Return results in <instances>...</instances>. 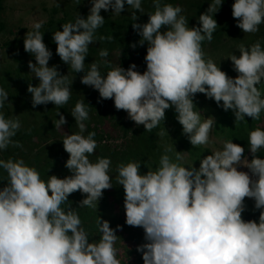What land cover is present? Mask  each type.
Returning <instances> with one entry per match:
<instances>
[{
  "label": "clouds",
  "instance_id": "clouds-1",
  "mask_svg": "<svg viewBox=\"0 0 264 264\" xmlns=\"http://www.w3.org/2000/svg\"><path fill=\"white\" fill-rule=\"evenodd\" d=\"M151 4L153 10L146 11L142 0H91L86 17L77 13L74 21L52 32L56 54L74 73H83L82 84L98 91L100 99H112L117 110H124L148 133L161 125L165 110L172 107L190 144L207 149L215 120L202 115L194 103L197 93L231 110L235 124L246 122V116L260 120L264 41L240 43L239 55L226 56L237 73L230 77L202 49V42L210 43L218 27L213 14L222 0H209L197 17L198 26L191 27L180 5L165 0H151ZM125 5L140 37L137 43L147 45L145 70H136L135 63L127 68L113 64L107 59V49L99 50V60L86 64L90 44L112 39L96 35L105 22L101 10L121 15ZM133 9L147 12L148 20L137 23ZM231 9L243 33H257L264 24V0H233ZM44 23V19L33 20L23 36L25 52L35 59V63L28 62V68L39 81L29 84L27 91L34 108L49 102L55 106L59 119L53 124L63 133L60 140L68 153L65 167L71 175H48L44 180L24 159L0 158V169L6 173V183L0 188V264H122L118 257L123 252L116 246L121 238L109 222L97 216L98 239L90 240L79 214L70 206L68 197L79 191L86 195L78 206L97 210L103 190L113 185L112 162L108 157L90 159L98 144L95 132L85 135L89 109L84 98L70 112L79 131L67 133L62 128L67 121L59 108L70 100L74 76L49 66L52 52L43 40ZM137 43L130 46L135 48ZM8 97L0 87V152L10 145L22 147L13 140L21 129L20 120L6 117L3 111L6 103L12 107ZM173 148L165 147L158 165L154 169L147 165L146 172L140 171L139 160L116 165V184L124 190L125 223L144 230L146 242L136 248L143 264H264V157L257 155L264 149V128L248 131L250 160L245 147L232 139L200 155L199 167L186 162L183 151L175 149L169 155ZM238 165L249 171L238 170ZM246 197L259 210L258 221L242 218Z\"/></svg>",
  "mask_w": 264,
  "mask_h": 264
},
{
  "label": "rangeland",
  "instance_id": "rangeland-1",
  "mask_svg": "<svg viewBox=\"0 0 264 264\" xmlns=\"http://www.w3.org/2000/svg\"><path fill=\"white\" fill-rule=\"evenodd\" d=\"M165 2L173 5H180L184 10L183 15L188 17V24L190 27L193 25L198 26L197 17L200 13L205 12V9L197 10L195 7V5L205 2L203 0H165ZM90 7L91 0H80L78 4L77 0H4L1 18L5 23V30L1 33V41L13 42V40L16 39L17 41H15V43L23 45V41L19 39L23 38L27 30H30V25L33 20H45L41 29L42 32L46 28L45 24L50 22V35H46L47 37L43 36L44 43L52 52V56L48 62L49 66L56 65L57 68L62 67L61 70L63 74H67L70 78L74 76L71 83L72 94L70 99L75 98L78 101L84 98V100L98 104L102 102L98 91L90 86L82 84L80 82V77L83 73H74L68 68L67 64L61 61L60 57L56 54V44L52 39V32L55 30H62L61 25L63 23L74 21L77 13L86 17ZM142 7H144L146 11L153 10L151 0H142ZM225 8L224 10H219V16L221 17L220 19L223 20V23L226 21L224 19L226 16L230 18ZM132 11L136 12L138 17L137 23H144L148 20L147 12L140 13L138 10L134 9ZM100 14L105 18V22H113L115 25H123L125 27L133 23L130 19L131 12L128 10L127 6L122 10L121 15L112 14L111 9L107 12L102 9ZM216 14L217 13L213 14L214 19ZM230 15H232V9ZM228 22L230 23L231 21L228 19ZM262 28L264 30V24L259 26V31L257 33H243L238 26L235 28L236 30L222 29L221 34H218L216 37L213 35V39L210 43L208 41L202 42V49L205 53V57L211 58L217 64L219 63L221 70L228 76L235 77L237 73L233 69L232 62L227 59L226 56L232 52L239 55L236 48L240 43H252L257 39L264 41V32L261 31ZM124 31V28L117 32L107 29V27L104 28L103 26L97 29L96 35L98 37L111 36L112 39L98 40L90 44L85 63L87 64L91 63L93 60H99V50L107 49L109 52L107 59L112 61L113 64H119L117 56L127 45V54L130 61L137 65L140 72H143L146 68L144 57H137L130 46L133 43H137L140 37L135 30L129 28L125 32L127 33V37L124 38ZM127 40L128 44H125ZM123 42L124 46H122ZM146 47V44L140 46L138 43L136 46L138 51L142 54L146 53ZM30 60L35 63V59L30 53L24 54L20 51L16 53L11 45L0 47V75L9 74L11 77L15 76V79L18 78L17 80L22 76L26 79L27 85L32 84L35 86L39 81L30 73V69L28 68V62ZM259 87L261 88L262 94H264V83ZM25 97L26 98L20 99L9 98L12 107L9 103H6L3 109L6 117H16L21 122V129L17 131L16 136L13 138H18V142L22 146L19 148L24 150L31 149L32 155H34L38 148H42L41 159L44 162L47 156L50 157L53 153L50 146L57 141V146L61 149L60 158L50 173L60 178L71 175L70 171L65 167L68 153L64 150L62 141L60 140L63 137V133L55 129L53 124V121L59 119V116H54L50 107L46 108L44 105H37L35 108L29 109L30 111L33 110V113L25 115L23 110L27 104L26 102L29 100L28 96ZM105 101L109 108H114L115 111L107 110L104 113H100V106H86L89 109V119L85 121V124L87 123L92 128H96L97 132L103 135L102 140L95 138L98 147L95 149L93 155L110 158L112 164L109 175L113 185L111 188L103 190V196L98 201L97 210L87 206H78L79 201L86 195L81 194L79 191L72 193L68 199L71 202L70 206L75 208L79 214L86 231L90 229V240L98 239L96 219L97 216H99L107 220L110 227H112L121 238V240H118L116 246L123 252V256L118 257L122 260V264H143L141 253L138 252L136 248L138 245L146 242L144 239V230L142 227L129 226L125 223L123 203L124 190L122 185L116 184V165L121 161L139 160L141 161L140 171L146 172L147 165L153 169L158 165L159 158L161 154H163L165 147L174 145L173 152L169 153V155H173L175 149L177 151H183L186 162L191 163L193 161V166L199 167L198 158L200 155L203 157L204 155L210 154L211 149L220 148L223 140L232 139L234 143L239 144L240 135H248V131L256 127L263 128L264 113L261 114L260 120L251 119L252 123L250 127H248L245 122L235 124V117L231 110L225 111L221 107H218L214 100L206 98L202 93H197L194 97V103H196L198 109L201 110L203 116H212L215 120L214 127L210 132V140L212 143L205 149L204 146L193 147L190 144L189 140L182 133V126L175 119L176 113L172 107L166 110L165 119L161 125L154 128L151 133H148L144 130L143 125H136L134 121L130 120L124 110V113L121 115L115 108L112 99H105ZM68 106V114H66L65 118L67 122L69 120L71 121V128L69 127V129L67 124L63 125L62 128L67 133L77 132L79 129L75 124L74 117L70 114L74 104L70 103ZM120 119L130 125L131 130L126 135L118 124ZM24 131H32L33 134H35V137H33L34 139L29 138L27 140H20ZM161 131L165 132L163 136L159 135ZM51 140L52 142L49 143ZM12 148L13 146L10 145L8 149L0 152V158L7 159L10 156L8 153ZM92 156L90 157L91 160H93ZM14 157H19V153H15ZM39 166H43V163H40ZM185 166L187 167V165ZM0 170L4 171L3 169ZM238 170L249 171L242 165H238ZM45 177L48 178V175H45ZM0 179V188H2L4 186L2 181L6 180L5 172H3ZM244 203L246 207L242 215L246 212L258 210L254 208V201L252 199L246 197ZM64 207L65 206H63V208ZM117 225H120L119 229H117ZM91 226H93L92 229Z\"/></svg>",
  "mask_w": 264,
  "mask_h": 264
},
{
  "label": "trees",
  "instance_id": "trees-1",
  "mask_svg": "<svg viewBox=\"0 0 264 264\" xmlns=\"http://www.w3.org/2000/svg\"><path fill=\"white\" fill-rule=\"evenodd\" d=\"M172 1V0H171ZM205 2H203L202 4H198V5H195L196 9L197 10H202V9H207L208 7V3H209V0H203ZM3 2L4 0H0V47H7V46H13L14 48V51L17 53L18 51H20L21 53H24V54H29L27 52H25L24 50V47L23 45H19L17 43H15V41H17L16 39L13 40V42H4V41H1V33L4 32L5 30V23L3 22L2 18H1V13H2V10H3ZM233 3V0H222V5L220 6V9L221 10H224L227 9V14L229 15L230 18H228L227 16L224 18L226 21L223 23V20L220 19L221 17L219 16V11L217 12L216 14V22H217V25L218 27L216 28V30L213 32V35L216 37L218 34H221V30L222 29H229V30H233L237 27V24H236V19L230 15V12H231V5ZM127 5H125L126 7ZM219 9V10H220ZM199 12V11H198ZM225 15V14H224ZM214 16V15H213ZM228 19L229 21H231L230 23L228 22ZM50 22H47L45 24L46 28L45 30L43 31V36L44 37H47L46 35H50ZM104 28L107 27V29H110V30H115L118 32V30L120 29H123L124 28V33L129 29L132 28V24H129L127 26H123V25H115L113 22H104V24L102 25ZM236 30V29H235ZM262 32H264L263 28L261 30ZM127 37V33H125V36L124 38ZM21 41H23V38L19 39ZM125 44H128V40H127V43ZM15 46V47H14ZM122 46H124V42L122 43ZM133 50V52L136 54L137 57H144L145 54H142L141 52L138 51V49L135 47V48H131ZM18 59V58H16ZM117 59H118V62L120 63V65L124 68H127L129 66L130 63H132L128 57V54H127V45L126 47H124L118 54L117 56ZM62 67H58V71L63 74L62 70H61ZM136 70L139 71V68H137ZM17 74V73H16ZM18 76V75H17ZM18 79V78H17ZM15 79V76L11 77L9 76V74H5V75H0V87H3L6 92L9 94V97L10 99L14 98V99H20V98H26L25 96H28V101L26 102V106L24 108V114L25 115H28V113H33V110H29V109H33V105L31 103V94L27 91V83H26V79L22 76L19 77V80ZM77 102V100L75 98H71L67 104L63 105L62 107L59 108V112L60 113H63V115L66 117V114L68 109H69V106L68 104L70 103H73L75 105V103ZM85 104L86 106H100V110L99 112L100 113H104L106 112L107 110L109 111H115L114 108H109V106L107 105V102L105 101V99L102 100V102L98 103V104H95L94 102L92 101H87L85 100ZM6 105V104H5ZM51 105V106H50ZM44 107L48 108L50 107L51 111H52V114H54V116L58 117V115H55V111H56V108L55 106L49 102L48 104H45ZM44 108V109H46ZM118 112L122 115L124 113V111L122 110H118ZM166 112V110H165ZM169 114V113H168ZM246 119V125L248 127L251 126V123H252V120L249 118V117H245ZM68 128L70 127L71 128V121L69 120L68 122H66ZM120 128L123 130V133L126 135L130 130V125L124 121H122L121 119L119 120L118 122ZM87 128H86V134L87 132H95L96 133V136L94 137L95 138H98L100 140H102V137L103 135L100 134L99 132H97L96 128H92L91 126H89V124H87ZM69 128V129H70ZM264 128V127H263ZM35 134H33V132H29V131H24V133L21 135V139L20 140H27L29 138H33L35 137L34 136ZM109 137V136H108ZM34 139V138H33ZM13 140L15 141H19L18 138H13ZM58 142L55 141L51 146H50V149L52 150V155L50 157L47 156V158L45 159V162L41 159V152H42V148H38L37 151L34 153V155L31 154V149H21L19 147H13L10 151H9V155L14 157L15 153H19V157L24 159L25 162L32 166V167H35L37 169V171L39 172L40 176L42 179L44 180H47L48 178L45 177V175H53L50 173L51 170H53V167L54 165L56 166V164L58 163V159L60 158V153H61V149L60 147L57 146ZM239 145H241L242 147H245V155L247 156L248 159H251V153L248 151L247 147H248V135H240V138H239ZM123 154V153H122ZM257 155L259 156H262L264 157V149H262L259 153H257ZM97 157H100V156H92L93 158V161L97 159ZM40 163H43V166H39ZM4 171H1L0 170V178L2 176ZM1 180V179H0ZM3 184L5 185L6 181H2ZM63 206H67V202H66V205H62L61 207L63 208ZM258 217H259V210H256L254 212H246L244 215H242V218L244 220H257L258 221ZM93 228V226H91V229ZM86 230V229H85ZM90 230V229H89ZM89 230H87L86 232L89 233Z\"/></svg>",
  "mask_w": 264,
  "mask_h": 264
}]
</instances>
